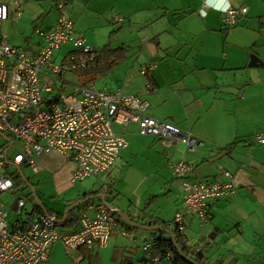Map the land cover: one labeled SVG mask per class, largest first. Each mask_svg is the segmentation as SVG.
I'll list each match as a JSON object with an SVG mask.
<instances>
[{
  "label": "crops",
  "instance_id": "obj_1",
  "mask_svg": "<svg viewBox=\"0 0 264 264\" xmlns=\"http://www.w3.org/2000/svg\"><path fill=\"white\" fill-rule=\"evenodd\" d=\"M10 1L0 0V4ZM21 1V13L10 15L8 21H17L30 51L40 43L33 28L52 27L60 15L55 3L63 1L76 34L98 50L109 46L124 55L118 65L124 68L119 80L114 86L98 89L139 95L148 102L151 117L190 133L202 143L196 153L187 152L182 144L168 148L160 143L171 157L170 165L185 161L193 166L188 180L213 178L220 169L233 176L234 194L209 201L211 219L205 230L211 242L205 255L224 264L233 259L238 264H264V144L252 139L255 132L264 133V0ZM224 7H246L247 12L227 29L219 11ZM117 15L123 22L113 25L112 18ZM251 54L259 58L260 66H248ZM149 64L153 68L141 75L140 67ZM207 148L214 150L210 160L202 156ZM35 160L37 171L31 172L45 177L49 189L82 182H72L74 165L60 155L42 154ZM94 180L104 187L101 179ZM85 187L76 185L73 199L99 188ZM46 190L42 188L43 193ZM72 200L56 210L44 208L49 215L62 214ZM116 208L140 225L149 217L160 219L151 209ZM194 224L195 220H189L184 232L190 243L198 239ZM77 227L78 219L64 226L66 230ZM133 235L130 241L113 232L104 248L81 247L76 252L56 243L46 264H151L140 250L143 240L152 239L150 233L134 230Z\"/></svg>",
  "mask_w": 264,
  "mask_h": 264
},
{
  "label": "built area",
  "instance_id": "obj_2",
  "mask_svg": "<svg viewBox=\"0 0 264 264\" xmlns=\"http://www.w3.org/2000/svg\"><path fill=\"white\" fill-rule=\"evenodd\" d=\"M57 8L60 15L52 27L33 28L40 40L35 50L12 46L0 32V135L13 142L10 149L9 142L2 139L0 144V264H46L56 243L73 252L81 247L104 248L113 232L134 240L133 232L99 200H91L83 207L78 214V227L73 230L64 228L67 219L62 222V217L27 209L23 198L33 200L30 192L25 195L26 183L17 171L23 174L22 168H26L36 172V157L60 155L74 165L71 180L77 182L106 176L115 167L127 146L115 124L123 130L134 124L139 136L158 139L168 148L180 143L187 152L195 153L201 145L190 133L150 117L149 105L139 95L109 92L82 82L75 71L93 68L100 57L99 50L75 33L73 21L61 3ZM22 9L21 0L0 4V29L2 22L8 21L10 15H19ZM220 11L224 25L232 27L247 9L224 7ZM113 21L121 20L115 16ZM65 46L71 50L57 62L56 54ZM151 68L141 67V74ZM70 75L77 82L68 79ZM252 139L264 144V133L257 131ZM7 149L16 150L12 159L5 156ZM213 156L210 148L203 153L205 160ZM8 167L14 171L8 172ZM193 171V166L185 161L171 166L172 175L182 180V205L171 226L178 234H184L188 221L195 220L201 230L196 242L201 240L199 246H204L211 242V235L205 230L211 219L209 201L228 198L236 188L232 174L225 169L210 179L188 180ZM5 194L16 196L10 213L1 199ZM13 213L18 218L10 222ZM156 245L154 239L142 241L140 250L149 262L174 264L169 251L153 253Z\"/></svg>",
  "mask_w": 264,
  "mask_h": 264
},
{
  "label": "rangeland",
  "instance_id": "obj_3",
  "mask_svg": "<svg viewBox=\"0 0 264 264\" xmlns=\"http://www.w3.org/2000/svg\"><path fill=\"white\" fill-rule=\"evenodd\" d=\"M17 24L15 19L4 21L1 24V31L7 36L10 44L26 48L23 41L25 35L19 32ZM27 35L29 36V32ZM32 39L36 40L37 37L32 36ZM70 50V46L63 47L56 54L59 58H57V62ZM108 70L102 78L94 82L96 88L106 89L107 86H114L124 68L114 66ZM67 78L77 82L72 75L67 76ZM114 128L117 132L126 135L127 147L121 152L120 159H118L113 170L106 176L97 177L102 180L105 187L111 184L112 193L107 195L106 201H111L113 206L119 208L142 207L151 209L162 221H172L175 213L181 209L182 180L172 175L171 157L164 153V150L167 151L166 148L163 149L158 140L153 141L151 138L139 136L135 125H129L124 131L121 126L116 124ZM2 142L0 138V144ZM15 152V149H11L8 158L12 159ZM7 171L12 173L14 169L8 167ZM22 172L28 184L34 187L40 203L52 210H56L57 207H64L68 200L75 198V186L80 183L85 184L86 189H95L96 186H100L99 181L90 178L82 182L62 185L63 188L53 190V187L48 188L49 184L45 183V177L40 174L35 175L26 168H22ZM94 182L96 185H93ZM42 188L47 189L45 193L42 192ZM28 194L29 190L27 189L25 195ZM116 196L117 199H115ZM15 197L7 194L1 197L2 201L6 203V209L9 213ZM23 199L26 202L27 209L31 208L33 205L31 199ZM17 218L18 214L13 213L10 222L15 221ZM168 228L171 229L170 225H168ZM193 228L200 233L201 230L196 222Z\"/></svg>",
  "mask_w": 264,
  "mask_h": 264
},
{
  "label": "trees",
  "instance_id": "obj_4",
  "mask_svg": "<svg viewBox=\"0 0 264 264\" xmlns=\"http://www.w3.org/2000/svg\"><path fill=\"white\" fill-rule=\"evenodd\" d=\"M98 52L100 54V57L97 58L96 63L93 66V68L82 69V70L78 69L77 71H75V74L82 78L81 79L82 82L89 83V84L92 83V81H94L97 76L104 75L107 71H109L108 69H111L114 66H118V64H121L124 59L123 58L124 55L120 53L118 49H111L109 46L103 47ZM17 177H14V178L18 182ZM110 187H111V184H109L107 187L105 186L99 187L96 190L87 192L81 195L80 197L70 201L69 205L82 201L83 199L89 196H94L98 194L107 195L108 193L111 194L112 190L110 189ZM115 199H117V196L115 197ZM88 202L89 201L85 202L84 204L68 212V216L66 218L67 224L69 222L70 223L76 222V220L78 219L77 214H79V212L83 209V207ZM146 209L147 208H143L142 211L144 212ZM31 210L42 212L44 214H48L47 210L44 207L42 210L35 204H33V206L31 207ZM56 216L61 218L62 214H56ZM116 220L122 223L117 217H116ZM147 223H150L151 226L162 228L164 230H167L169 233H171L174 236L175 244L178 246L182 256L188 258L189 260H192L194 264H224L223 260L221 259L212 260L211 258L205 255L204 253L205 248L208 245H210V243L205 244L204 246H199V241L201 240H199L198 242L190 243L191 239H189L185 234H178L172 228L171 221L165 222L160 219L149 217L146 220V223L144 225H146ZM168 225H170L171 229L168 228ZM127 229L132 232L134 231L130 229L129 227H127ZM150 236L157 243L156 250L153 253L155 252L164 253L165 251H169L172 254V259L174 261V264H190L189 262L184 260L181 257V255L177 252V250L174 248L172 239L169 235L154 232V233H150ZM237 261H238L237 259H233V260H230L228 264H238Z\"/></svg>",
  "mask_w": 264,
  "mask_h": 264
},
{
  "label": "water",
  "instance_id": "obj_5",
  "mask_svg": "<svg viewBox=\"0 0 264 264\" xmlns=\"http://www.w3.org/2000/svg\"><path fill=\"white\" fill-rule=\"evenodd\" d=\"M261 62L259 60V58L255 55V54H251L249 56V62H248V66L249 67H257L260 66ZM6 154V152H5ZM17 173L19 174V176L21 177V180L26 183V187L29 190L30 194H31V198L33 200V203L38 206L40 209L43 210V205L40 203L39 199L37 198V195L35 193V189L32 185H29L26 182V179L23 177V174L20 171H17ZM91 200H99L102 203H104L106 205V207H108V209H110L113 214L123 223L125 224L127 227H129L132 230H136V231H144V232H148V233H163L166 235H169L172 239L173 242V246L174 248L177 250V252L181 255V257L186 260L187 262H189L190 264H194L192 260H189L188 258L182 256L178 246L175 244V239L174 236L169 233L167 230H164L162 228L159 227H155V226H151L150 223H147L146 225H140L136 222L133 221V219H131V217L124 213L123 211H121L120 209L116 208L115 206H113V204L110 201H106V197L104 194H98V195H94V196H89L85 199H83L82 201H79L77 203L71 204L69 206H67V208L65 209V211L62 213V218L61 221L64 222L68 216V212L73 210L74 208L84 204L87 201H91Z\"/></svg>",
  "mask_w": 264,
  "mask_h": 264
},
{
  "label": "bare ground",
  "instance_id": "obj_6",
  "mask_svg": "<svg viewBox=\"0 0 264 264\" xmlns=\"http://www.w3.org/2000/svg\"><path fill=\"white\" fill-rule=\"evenodd\" d=\"M60 3L63 5V9L65 8V3H64L63 1H56V3H55V7H56V9H57L58 11H59L60 9L57 8V5L60 4ZM230 8H231V7H230ZM221 9H222V8H221ZM221 9H220V10H221ZM220 10H219V11H220ZM220 12H221V11H220ZM246 12H247V11H246ZM245 14H246V13H245ZM245 14H244V15H245ZM244 15H242V16H244ZM117 16L120 17V20H121V21L118 22V23H115V22L113 21V18L115 17V16H114V17L112 18V21H111L113 25H119V24H121V23L123 22V18H122L121 16H119V15H117ZM242 16H240V17H242ZM240 17H239V18H240ZM223 20H224V17H223ZM237 21H238V20H237ZM237 21H236L235 25L237 24ZM223 23H224V21H223ZM235 25H233L232 27H234ZM224 26H225V25H224ZM225 27H226L227 29L232 28V27H227V26H225ZM149 65H151V67L153 68V64H149ZM149 65H143V66H141V67H145V66L148 67ZM141 67H140V69H141ZM152 68H151V69H152ZM140 69H139V72H140V74H141ZM151 69H150V70H151ZM150 70H147L144 74H141V75H143V76L146 75ZM101 90H103V89H101ZM115 90H119V89L109 90V92H112V91H115ZM146 90H147L148 92H150V91L152 90V88L150 87L149 84L146 86ZM105 91H107V90H105ZM120 91H121V90H120ZM146 102H147V101H146ZM147 103H148V102H147ZM148 105H149V104H148ZM147 114H148V113H147ZM148 115H149V114H148ZM149 116H150V115H149ZM150 117H151V116H150ZM152 118H153V117H152ZM154 119H155V118H154ZM156 120H157V119H156ZM159 121H160V120H159ZM165 122H166V121H165ZM167 123H168V122H167ZM131 125H134V124H131ZM172 126H173V125H172ZM135 127H136V125H135ZM174 127H175V126H174ZM175 128H176V127H175ZM176 129H177V128H176ZM179 131H180V130H179ZM0 138L3 139L4 141L9 142V147H8V149H10V148L12 147L13 142H12L10 139H8L7 137H5V136H3V135H0ZM147 138H151V137H147ZM151 139H154V138H151ZM155 140H158V139H155ZM158 141H159V140H158ZM197 141H198L199 143H201L198 139H197ZM178 144H180V143H178ZM175 145H176V144H175ZM201 145H202V143H201ZM201 145H199V146L197 147V151H198V148H199ZM8 149L5 151V152H6L5 156H7L8 153H9V152H8ZM197 151H196V152H197ZM196 152H195V153H196ZM204 152H205V151H204ZM204 152H203V153H204ZM203 153H202V156H203Z\"/></svg>",
  "mask_w": 264,
  "mask_h": 264
}]
</instances>
